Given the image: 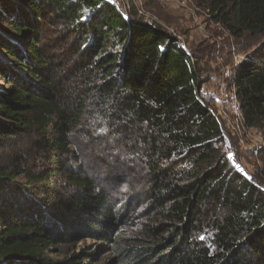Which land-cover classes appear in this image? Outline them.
Segmentation results:
<instances>
[{
    "label": "trees",
    "instance_id": "obj_1",
    "mask_svg": "<svg viewBox=\"0 0 264 264\" xmlns=\"http://www.w3.org/2000/svg\"><path fill=\"white\" fill-rule=\"evenodd\" d=\"M196 2L233 37L264 35V0ZM203 84L195 54L112 0H0V264H264V184L227 159ZM232 87L261 127L264 46ZM93 119L119 164L79 160ZM18 138L44 169L3 158Z\"/></svg>",
    "mask_w": 264,
    "mask_h": 264
},
{
    "label": "rangeland",
    "instance_id": "obj_2",
    "mask_svg": "<svg viewBox=\"0 0 264 264\" xmlns=\"http://www.w3.org/2000/svg\"><path fill=\"white\" fill-rule=\"evenodd\" d=\"M112 1L122 14L131 13L135 20L159 26L179 41L186 52L198 57L204 81L200 97L216 114L223 127L222 149L227 159L235 170L242 172L247 178L254 177L257 181L260 179L264 184V164L258 157L264 146V123L259 128L246 129L232 109V77L241 64L261 50L264 35L244 33L241 37H233L224 27L214 22L206 9L198 7L196 0ZM91 125L93 127L90 128L86 124L74 138L79 160L88 164V167L101 166L105 161L119 164L117 162L123 159L108 142L107 126L97 119H93ZM8 143L5 151H2L5 160L18 158L21 161L19 165H25L32 172L45 168L46 163L31 148L29 138H18ZM229 154L232 159L228 158ZM116 164H110L113 171L118 168ZM236 165H239V169ZM121 179L122 184L130 183L128 180L124 181L123 177ZM144 211L142 206L137 209L138 214ZM140 223L143 224L144 220L140 219ZM129 230L134 233L135 227ZM88 243L89 241H85L75 246L58 247L51 252L50 259L60 262Z\"/></svg>",
    "mask_w": 264,
    "mask_h": 264
},
{
    "label": "built area",
    "instance_id": "obj_3",
    "mask_svg": "<svg viewBox=\"0 0 264 264\" xmlns=\"http://www.w3.org/2000/svg\"><path fill=\"white\" fill-rule=\"evenodd\" d=\"M181 47L183 48V46ZM232 100V109L234 110L235 115L239 116V103L234 94L232 96Z\"/></svg>",
    "mask_w": 264,
    "mask_h": 264
},
{
    "label": "snow or ice",
    "instance_id": "obj_4",
    "mask_svg": "<svg viewBox=\"0 0 264 264\" xmlns=\"http://www.w3.org/2000/svg\"><path fill=\"white\" fill-rule=\"evenodd\" d=\"M229 159H232L233 157H232V155L231 154H229V157H228ZM236 167L239 169V165H236ZM241 171H242V169H240Z\"/></svg>",
    "mask_w": 264,
    "mask_h": 264
}]
</instances>
